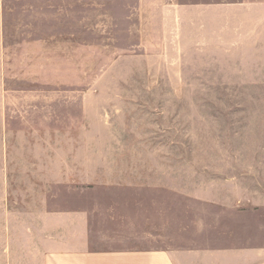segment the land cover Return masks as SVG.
Instances as JSON below:
<instances>
[{"label":"rangeland","instance_id":"obj_1","mask_svg":"<svg viewBox=\"0 0 264 264\" xmlns=\"http://www.w3.org/2000/svg\"><path fill=\"white\" fill-rule=\"evenodd\" d=\"M4 43L0 264H58L80 222L264 264V0H4Z\"/></svg>","mask_w":264,"mask_h":264},{"label":"crops","instance_id":"obj_2","mask_svg":"<svg viewBox=\"0 0 264 264\" xmlns=\"http://www.w3.org/2000/svg\"><path fill=\"white\" fill-rule=\"evenodd\" d=\"M4 52H5V43H4V0H0V80L3 79L4 67ZM3 92V86H0V93ZM77 140V139H75ZM58 151V160L57 165L61 168V158L64 160L70 156L75 159L74 167H82V162L80 160L81 155L77 157L76 152L66 156L67 152L64 154L59 153ZM54 164V161H51V165ZM56 172H63L62 170H52ZM81 171V168H79ZM80 216V220L83 218L81 214H76ZM76 231V244L72 247H64V244H61L58 249L54 250L55 253H58L57 262L58 264H182L180 262L179 252L172 250H160V251H92L89 249L88 240L84 241L83 236V224H75ZM80 240V242L78 241ZM218 254H226L227 250H219ZM195 255V251H188V258L192 255ZM182 261V259H181Z\"/></svg>","mask_w":264,"mask_h":264}]
</instances>
